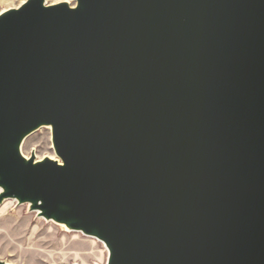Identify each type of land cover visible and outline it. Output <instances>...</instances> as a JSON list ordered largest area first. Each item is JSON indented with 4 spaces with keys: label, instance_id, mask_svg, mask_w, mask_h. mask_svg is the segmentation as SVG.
I'll use <instances>...</instances> for the list:
<instances>
[{
    "label": "water",
    "instance_id": "1",
    "mask_svg": "<svg viewBox=\"0 0 264 264\" xmlns=\"http://www.w3.org/2000/svg\"><path fill=\"white\" fill-rule=\"evenodd\" d=\"M74 2L0 14V204L106 264H264V0Z\"/></svg>",
    "mask_w": 264,
    "mask_h": 264
},
{
    "label": "rangeland",
    "instance_id": "2",
    "mask_svg": "<svg viewBox=\"0 0 264 264\" xmlns=\"http://www.w3.org/2000/svg\"><path fill=\"white\" fill-rule=\"evenodd\" d=\"M14 1L3 0L0 10L10 7ZM48 2L52 4L51 0ZM25 140L22 146L27 156L32 152L38 156L54 154L51 131L45 128L38 129ZM108 254L102 241L62 230L52 220L30 210L29 203L16 201L6 211H0V261L13 264H106Z\"/></svg>",
    "mask_w": 264,
    "mask_h": 264
},
{
    "label": "bare ground",
    "instance_id": "3",
    "mask_svg": "<svg viewBox=\"0 0 264 264\" xmlns=\"http://www.w3.org/2000/svg\"><path fill=\"white\" fill-rule=\"evenodd\" d=\"M16 1V2H15ZM14 2H12L11 4H10V7H8V8H5V9H2V10H0V14L1 13H3L4 11H6V10H8V9H10V8H18L19 6H21L23 3H25V1L26 0H15ZM48 1H50V0H48ZM47 0H45V2H46V4L47 5H50L49 4V2H48ZM52 1V4H56V3H59V2H68L70 5H74L75 4V2H74V0H51ZM0 2H3V0H0ZM7 4H9V3H7ZM43 129L45 128V129H47V130H49V131H51V127L50 126H46V127H42ZM42 128H40V130L42 129ZM25 141L26 140H24V142H23V145H24V143H25ZM51 144H52V140H51ZM52 148H53V145H52ZM22 152H23V146H22ZM54 150V149H53ZM23 154H24V152H23ZM32 154H34L35 155V157H36V160H42L44 157H50L51 159H57V156H56V154H55V152H54V154H49V155H44V156H38V155H36V152H32ZM31 154V155H32ZM25 155V154H24ZM30 155V156H31ZM27 158H29L30 156H27V155H25ZM2 190H1V188H0V192H1ZM17 200L16 199H14V198H8V199H4V201L0 204V211L1 212H4V211H6L7 210V208L9 207V206H12L13 204H14V202H16ZM37 213H39V211L37 210ZM54 223H56L57 225H59V226H61V228H62V230H64V231H67V232H78V233H82V232H79V231H72V230H70V229H68L64 224H62V223H57V222H55V221H53ZM83 234V233H82ZM89 237V236H88ZM95 238V237H94ZM95 239H97V238H95ZM99 240V239H98ZM104 243V242H103ZM107 248V247H106ZM8 263H10V264H13V263H11V262H8Z\"/></svg>",
    "mask_w": 264,
    "mask_h": 264
}]
</instances>
